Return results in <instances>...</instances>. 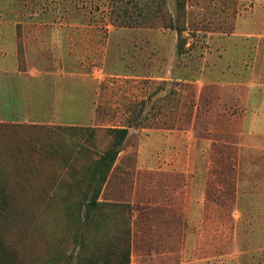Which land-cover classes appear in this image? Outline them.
<instances>
[{
  "label": "rangeland",
  "instance_id": "1",
  "mask_svg": "<svg viewBox=\"0 0 264 264\" xmlns=\"http://www.w3.org/2000/svg\"><path fill=\"white\" fill-rule=\"evenodd\" d=\"M59 125L100 128L73 138L91 149L81 181L105 128L129 129L101 227L76 220L84 184L56 189L72 205L49 200L73 171L57 134L50 156L30 133ZM4 182L17 204L0 214V264L114 259L128 220L130 264H264V0H0Z\"/></svg>",
  "mask_w": 264,
  "mask_h": 264
},
{
  "label": "trees",
  "instance_id": "2",
  "mask_svg": "<svg viewBox=\"0 0 264 264\" xmlns=\"http://www.w3.org/2000/svg\"><path fill=\"white\" fill-rule=\"evenodd\" d=\"M36 128V127H35ZM39 129V128H36ZM100 129L97 127H83V126H50L43 127V130L47 132L45 136H42L41 133H37V131L33 130L30 134V139L32 143H30V147L32 150L41 148L45 151V143L47 146V154L54 155L57 153L61 146H63L64 151V159L62 163V167L68 173L69 170L73 171V175L71 179L68 181L67 177L59 176L54 179L52 182V187L54 188L53 193L49 196V200L52 202H57L60 205H72V202H69L67 197L62 194H58L56 189L71 186L78 188L79 185L84 184V190L89 189L87 193H84L82 196L78 198L76 205L79 206L77 212L76 220L82 224H86L87 226H91L92 224H96L97 227L103 226L106 221L103 217L97 218V213L102 210L105 206L109 204L103 203L98 200L99 191L101 186L106 181L107 175L113 166L119 152L121 151V146L128 135V127L127 126H115V127H106L105 131L110 135L111 141L110 144L102 151H97L96 158L90 159V161L86 162L82 165V169L85 171V180L81 181L80 178H74L76 173L78 172L76 167L78 166L79 156L84 153H91V149L86 147L84 143H77V141L73 138H78L84 134H86V141H90L95 138L96 131ZM61 130V132H56ZM54 134H57V138L59 139L60 145L57 146L48 141V138ZM67 135H70L71 138H68ZM29 141V140H28ZM75 148H78L76 156H73V151ZM16 152L23 159L27 158L28 152L25 149L24 142H19L16 146ZM90 193V197L89 196ZM16 193H12V190L8 187L7 184L0 183V214H9L10 211H15L16 207ZM74 205V204H73ZM125 207V206H124ZM127 229H126V240L124 242V247L119 251L118 257L114 259H110L106 256L104 250H99L96 253H92L91 255H84L82 257V264H130V256H131V228L130 221L128 220ZM3 235H0V239L2 240ZM85 237L81 240V245H84ZM1 249V247H0ZM2 251L0 250V257ZM116 254V252H115Z\"/></svg>",
  "mask_w": 264,
  "mask_h": 264
},
{
  "label": "crops",
  "instance_id": "3",
  "mask_svg": "<svg viewBox=\"0 0 264 264\" xmlns=\"http://www.w3.org/2000/svg\"><path fill=\"white\" fill-rule=\"evenodd\" d=\"M98 107H99V104H97V109H98Z\"/></svg>",
  "mask_w": 264,
  "mask_h": 264
}]
</instances>
